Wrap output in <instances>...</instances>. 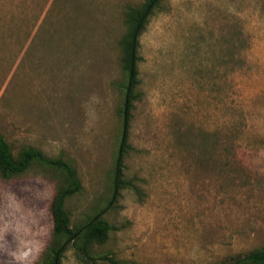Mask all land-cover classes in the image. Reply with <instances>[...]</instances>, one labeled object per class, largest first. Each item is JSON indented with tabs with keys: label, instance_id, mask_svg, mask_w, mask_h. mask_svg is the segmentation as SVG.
I'll return each instance as SVG.
<instances>
[{
	"label": "rangeland",
	"instance_id": "obj_1",
	"mask_svg": "<svg viewBox=\"0 0 264 264\" xmlns=\"http://www.w3.org/2000/svg\"><path fill=\"white\" fill-rule=\"evenodd\" d=\"M144 2L0 0V133L15 157L33 147L73 164V227L106 208L115 228L97 255L230 264L264 249V0H161L140 36L114 197L126 13ZM65 179L0 171V264L45 262ZM62 264H83L75 247Z\"/></svg>",
	"mask_w": 264,
	"mask_h": 264
},
{
	"label": "trees",
	"instance_id": "obj_2",
	"mask_svg": "<svg viewBox=\"0 0 264 264\" xmlns=\"http://www.w3.org/2000/svg\"><path fill=\"white\" fill-rule=\"evenodd\" d=\"M160 2L161 0H145L141 7H129L126 13L128 31L122 40V64L129 81L125 86L126 98L121 112L124 118L125 140L121 149L120 170L114 197L118 194V190L123 187L121 174L122 156L127 149L126 140L131 111L135 100L138 99V93L135 92V88L139 84V60L141 58L138 55V49L140 47V36ZM130 84L131 88L128 93ZM127 99L128 107L126 110ZM34 164L58 170L66 177L64 185L59 187L52 201L53 239L48 247V253L43 264H62L64 253L71 246L77 249L83 264H128L117 259L112 254L97 255L94 252V246L96 244H105L109 240L110 233L115 229L103 218L106 208L84 225L77 228L73 227L72 217L66 209V201L83 190L82 183L73 164L62 158L48 157L43 151L33 147L25 149L18 157H15L10 143L0 133V171L4 177L10 178L23 174ZM230 264H264V249L252 250L244 256L235 258Z\"/></svg>",
	"mask_w": 264,
	"mask_h": 264
},
{
	"label": "water",
	"instance_id": "obj_3",
	"mask_svg": "<svg viewBox=\"0 0 264 264\" xmlns=\"http://www.w3.org/2000/svg\"><path fill=\"white\" fill-rule=\"evenodd\" d=\"M130 88H131V84L129 86V89H128V93L130 92ZM127 107H128V99L126 100V110H127ZM125 140V134L123 136V141ZM120 160H121V151H120V156L118 158V163H117V169H116V178H115V187L117 188V181H118V176H119V165H120Z\"/></svg>",
	"mask_w": 264,
	"mask_h": 264
}]
</instances>
